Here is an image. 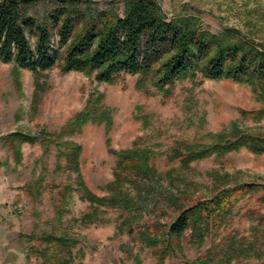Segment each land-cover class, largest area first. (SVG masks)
<instances>
[{"label":"rangeland","instance_id":"obj_1","mask_svg":"<svg viewBox=\"0 0 264 264\" xmlns=\"http://www.w3.org/2000/svg\"><path fill=\"white\" fill-rule=\"evenodd\" d=\"M79 1L94 10L118 14L124 5V0ZM153 1L167 19L192 16L213 34L234 30L264 46V0ZM46 9L42 6L38 12ZM138 80L142 78L121 75L117 82L106 84L96 80L95 74L63 73L55 67L36 82L30 72L0 62V264H40L30 255L35 243L21 236L59 229L78 236L75 251L81 250L83 257H77L75 264H134L123 246L137 256L140 264H155L151 250L129 235L127 226L134 234L154 225L169 226L176 214L167 207V198L174 196L186 208L197 198L210 199L213 180L208 174L213 170L232 175L230 185L264 184V155L255 156L244 148L226 154L220 163L214 155L194 160L188 169H181L178 158L172 157L179 144L204 148L224 132L264 135V118L258 114L262 105L249 86L198 76L159 90L149 79L138 87ZM87 103L94 117L105 119L106 115L111 121L109 128L87 123L79 133L65 138L81 147L80 174L88 190L99 197L107 196L105 186L113 179L115 165L110 151H148L149 165L157 175L145 182L140 192L130 191L129 211L101 207L102 219L86 225L80 219L91 208L74 193L59 223L54 220L56 192L50 186L74 185L75 175L67 169L66 160L57 158L54 148L45 153L39 143L19 139L13 152L6 138L12 133L36 137L42 131L57 133ZM260 195H248L234 206L231 230L241 235L249 233L254 223L245 213L264 210L256 202ZM226 234L212 233L200 249H194L187 244L186 232L181 241L183 255L176 253L164 264L194 259Z\"/></svg>","mask_w":264,"mask_h":264},{"label":"trees","instance_id":"obj_2","mask_svg":"<svg viewBox=\"0 0 264 264\" xmlns=\"http://www.w3.org/2000/svg\"><path fill=\"white\" fill-rule=\"evenodd\" d=\"M42 6L47 9L40 14L38 9ZM237 34L234 30L213 34L192 16L167 19L153 0H124L121 14L94 10L79 0H0V62L30 72L36 82L55 67L63 73L95 74L96 80L106 84L117 82L121 75L140 76L138 87L149 79L159 90L198 76L211 81L226 80L249 86L262 105L258 114L264 118V46ZM89 105L57 133L42 131L38 137L12 133L6 138L13 152L19 139L39 143L45 153L54 148L56 157L66 160L67 169L75 175L74 185L50 186L56 192L54 220L59 223L74 193L91 208L80 219L86 225L102 219L101 207L129 211L130 191L140 192L146 187L145 182L157 175L149 165L148 151H110L115 165L113 179L105 186L107 196L99 197L88 190L80 174L81 147L65 138L79 133L87 123L110 127V118L94 117ZM215 138L213 144L204 148L179 144L181 147L175 149L172 157L178 158L181 169H188L194 160L214 155L220 163L226 154L242 148L255 156L264 155L262 134L234 130ZM209 175L213 180L210 199L197 198L186 208L174 196L167 198V207L176 214L169 226L154 225L135 234L127 226L128 234L151 250L155 264H164L176 253L183 255L181 241L186 232L188 246L200 249L212 233L227 231L203 254L182 259L178 264H264V210L245 213L254 223L247 235L230 229L233 208L244 197L260 193L256 202L264 206V184L230 185L234 177L228 173L213 170ZM21 237L35 243L30 255L40 264H75L77 257H83L81 250L75 251L78 236L64 229ZM123 249L134 264H140L128 247Z\"/></svg>","mask_w":264,"mask_h":264}]
</instances>
